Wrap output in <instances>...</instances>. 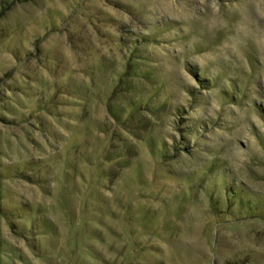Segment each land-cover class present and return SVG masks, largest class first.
<instances>
[{"label":"rangeland","instance_id":"rangeland-1","mask_svg":"<svg viewBox=\"0 0 264 264\" xmlns=\"http://www.w3.org/2000/svg\"><path fill=\"white\" fill-rule=\"evenodd\" d=\"M0 264H264V0H0Z\"/></svg>","mask_w":264,"mask_h":264}]
</instances>
